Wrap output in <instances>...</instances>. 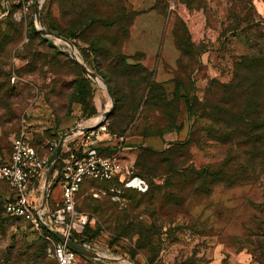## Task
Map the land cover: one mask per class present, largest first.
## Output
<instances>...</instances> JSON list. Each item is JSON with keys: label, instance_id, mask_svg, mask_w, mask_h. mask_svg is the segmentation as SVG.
Instances as JSON below:
<instances>
[{"label": "rangeland", "instance_id": "obj_1", "mask_svg": "<svg viewBox=\"0 0 264 264\" xmlns=\"http://www.w3.org/2000/svg\"><path fill=\"white\" fill-rule=\"evenodd\" d=\"M4 1L0 164L19 135L50 156L58 132L97 115V106L111 110L107 125L125 138L124 165L149 185L148 193L125 191L118 202L98 183L82 190L78 208L100 258L77 255L76 264H264V129L256 118L252 140L245 136L250 114L261 117L264 108L263 63L236 68L243 58L264 61V0H154L160 17L141 25L142 47L155 50L154 41H143L148 34L156 49L163 39L168 50L171 31L175 57L147 73L139 55L123 53L134 21L119 16L125 0H43L38 20L22 0H9L7 10ZM36 26L74 40L67 41L103 87ZM122 57L137 66L132 84ZM236 75L241 88L233 86ZM239 114L250 116L239 121ZM8 193L0 183V200ZM62 201L58 183L49 202ZM50 249L44 233L0 205V264H56Z\"/></svg>", "mask_w": 264, "mask_h": 264}, {"label": "built area", "instance_id": "obj_2", "mask_svg": "<svg viewBox=\"0 0 264 264\" xmlns=\"http://www.w3.org/2000/svg\"><path fill=\"white\" fill-rule=\"evenodd\" d=\"M22 1L32 7L37 4L38 8L43 3V0ZM9 5V0H5L3 10H7ZM5 15L1 14L0 19ZM56 41L62 53L79 57L72 44ZM63 134L68 135L62 142L56 163L59 168L55 167L47 183L46 173L52 158L42 156L24 135L12 138L9 158L0 165V183L9 190L3 209L8 216L23 220L37 231L44 233L48 228L77 243L71 237L82 234L89 223L87 215L76 209L79 193L87 181L113 182L101 191L112 202L120 201L125 190L145 194L149 185L144 178L133 173L131 166L124 165L125 138L110 132L101 117L80 120ZM57 144H54V152ZM58 183L62 188L63 201L52 207L49 193ZM93 196L98 197L97 194ZM47 233L44 234L51 243L50 256L57 264H76V251ZM80 245L92 251L90 244Z\"/></svg>", "mask_w": 264, "mask_h": 264}, {"label": "crops", "instance_id": "obj_3", "mask_svg": "<svg viewBox=\"0 0 264 264\" xmlns=\"http://www.w3.org/2000/svg\"><path fill=\"white\" fill-rule=\"evenodd\" d=\"M126 8L129 12L134 13V21L130 28V34L128 40L125 42L123 46V53L126 56L140 54L141 55V64L148 70H154L155 72H161L162 69L167 65L169 60H173L175 57V50H174V40L171 31L169 32L170 36V47L167 49L164 48L163 39L160 43V49H156L157 47V40H152L150 35L145 34L143 36V41L152 42L154 41L155 50L152 51H145L142 47V34L139 36V30L141 25H144L146 22H151L154 18L160 17L155 10V1L154 0H125ZM167 27L165 28V35L167 33ZM156 41V42H155ZM171 49L174 52H171ZM173 53V54H172ZM97 115L92 118L100 117L107 109L100 113V108L96 106ZM83 120V118H80ZM78 121V120H77ZM76 121V123H77ZM79 122V121H78ZM74 123V125L76 124ZM71 127V126H70ZM72 128V127H71Z\"/></svg>", "mask_w": 264, "mask_h": 264}, {"label": "trees", "instance_id": "obj_4", "mask_svg": "<svg viewBox=\"0 0 264 264\" xmlns=\"http://www.w3.org/2000/svg\"><path fill=\"white\" fill-rule=\"evenodd\" d=\"M155 10H156V4H155ZM156 12H157V10H156ZM132 16L133 18L132 19H134V13H131V12H129L128 10H127V8H126V5L125 6H123L122 8H121V10H120V13H119V16L120 17H122V18H126V17H130V16ZM92 22H93V20H90V24H88V26H90L91 24H92ZM133 22H131V24H132ZM130 24V25H131ZM130 25H129V27H130ZM128 33V32H127ZM76 36V35H75ZM64 39H66V40H69L70 42H74V40H72V39H70V38H66V37H63ZM128 40V38L125 40V42ZM91 47H94L93 45H91ZM55 49H56V51L59 53V54H61V55H64L56 46H55ZM140 56V59H141V55L140 54H135L134 56ZM133 56V57H134ZM66 57V56H65ZM66 58H68L70 61H72V62H74L73 60H71L69 57H66ZM129 58V57H128ZM121 61H122V63L125 65V67H122V71H121V73H123V74H125V75H127V77H125L124 76V78H126V80L127 81H129V75L131 74V72L130 71H132V70H134L137 66H134V65H129V64H125V61H126V59L125 58H121L120 59ZM259 62L260 63H263L262 64V69H263V71H264V61H262V60H258L257 58H249V59H247V58H243V59H241V61L239 62V64H237L236 66V68H237V70H241L242 68H245V69H248L249 67H255L257 64H259ZM144 72L143 73H147V72H149L146 68L143 70ZM237 73H238V71H237ZM132 78H130V81H129V84H132L133 83V81L131 80ZM235 83H233V86H235V88H241V87H243L242 86V84H243V80H242V78L240 77V76H238V75H236V77H235V81H234ZM149 87V85L146 83V87H144L143 88V90H145V89H147ZM233 88L234 87H231V90H233ZM114 91L116 92V89H114ZM149 91H150V88H149ZM86 113V112H85ZM254 113V114H253ZM94 114L95 113H93L92 115L91 114H89V113H87L86 114V116H84V118H83V120H88V119H90V118H92V117H94ZM251 115V116H250ZM250 115H247V116H243L242 114H239V116L238 117H235V118H237L239 121H243V120H245L244 119V117H249L250 116V118H248L247 120L249 121V123H251V124H253V125H249V126H247L246 127V132H248V133H246L245 134V136L247 137V139L248 140H252V138H250V137H248V136H250L251 135V131L254 129H252V127L255 125L254 124V120L253 119H255L256 118V120H258V122L259 123H257L256 124V129H259V130H263L264 129V108H263V110H262V115H261V117L260 116H257V112H252V114H250ZM112 117V114L111 115H109L106 119H105V123L107 124L108 123V120L110 119ZM107 127H108V125H107ZM251 127V128H250ZM108 129H109V131L110 132H112L111 130H110V128L108 127ZM63 132L64 131H59L58 132V139H57V142L55 143V144H57L58 143V141H59V138H60V135L61 134H63ZM113 133V132H112ZM114 134V133H113ZM116 135V134H115ZM52 147H53V150H52V152H51V154H50V157L52 158V156H53V154H54V145H52ZM1 165V164H0ZM59 168V164L56 166V169H58ZM137 175H139V174H137ZM218 175H220V174H212L211 175V177H217ZM140 176V175H139ZM140 177H142V176H140ZM142 178H144V177H142ZM145 179V178H144ZM93 183H98V184H100V185H103L104 186V188H109L111 185H113V182H106V181H104V182H99V181H87L84 185H83V187H82V189H81V191H80V193H79V197H80V195H81V193H82V190L87 186V185H90V184H93ZM117 185V184H116ZM5 186V185H4ZM125 191H133V190H125ZM124 191V192H125ZM133 192H135V191H133ZM136 193H138V192H136ZM146 193H148V192H146ZM145 193V194H146ZM138 194H140V193H138ZM5 198V197H4ZM106 199H108V200H110V198L107 196L106 197ZM4 200L5 199H3V200H0V205L3 207V204H4ZM76 209H77V211L78 212H80V210H79V208H78V203H77V205H76ZM104 209H106V208H104ZM104 209H103V211L102 212H104ZM3 212H4V209H3ZM18 220H21V219H18ZM21 221H23V220H21ZM24 222V221H23ZM28 224V223H27ZM89 228V224L85 227V229H84V231H83V233L82 234H80V235H78V234H74L71 238L73 239V240H75L77 243H79V244H90L91 243V241H92V239H93V236H95L96 235V233H92L91 235H89V232H88V230L90 231V229H88ZM91 232H92V230H91ZM44 233L45 234H48L46 231H44ZM76 254L77 255H79V256H81L79 253H77L76 252ZM131 261H134L132 258H129ZM56 264H57V262H55ZM135 264H137L136 262H135Z\"/></svg>", "mask_w": 264, "mask_h": 264}, {"label": "water", "instance_id": "obj_5", "mask_svg": "<svg viewBox=\"0 0 264 264\" xmlns=\"http://www.w3.org/2000/svg\"><path fill=\"white\" fill-rule=\"evenodd\" d=\"M38 14H39V8H38V5L36 4L35 7H34V15L36 17V20H38ZM35 30H36V33L42 35V36H45V37H51L53 39H57V40H60V41H63L67 44H69L71 46V44L65 40V39H62V38H59L58 36L54 35V34H51L41 28H38V26L35 27ZM71 57V59L85 72L87 73L83 67L81 66V64L79 63V61L74 57V55H69ZM111 100H112V97H111ZM112 109V108H110ZM111 113V110H107L106 112H104L100 117L105 120L109 114ZM70 134V133H68ZM68 134H63L59 141H58V144H57V147H56V150L52 156V159H51V164L49 166V169L46 173V183L48 182L50 176L52 175L55 167H56V163H57V160H58V156H59V153H60V150H61V146H62V142L64 140V138L66 137V135ZM45 230L47 232H49L55 239H57L58 241H61V242H65L69 247H71L73 250H75L77 253H79L81 256L85 257V258H88V259H99V255L93 251H90L86 248H84L82 245L78 244V243H75L74 241H72L71 239L69 238H65L64 236H61L57 233H54L52 231H50L48 228H45ZM130 264H133L132 262H129Z\"/></svg>", "mask_w": 264, "mask_h": 264}, {"label": "bare ground", "instance_id": "obj_6", "mask_svg": "<svg viewBox=\"0 0 264 264\" xmlns=\"http://www.w3.org/2000/svg\"><path fill=\"white\" fill-rule=\"evenodd\" d=\"M79 63L81 64V66L83 67V69L87 72V74L101 87H103L102 83L100 82V78L95 74L93 73L91 70H89L87 67H85V65L80 61V59L77 57L76 58ZM111 104V103H110ZM109 104V105H110ZM112 105V104H111Z\"/></svg>", "mask_w": 264, "mask_h": 264}]
</instances>
